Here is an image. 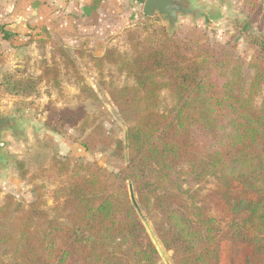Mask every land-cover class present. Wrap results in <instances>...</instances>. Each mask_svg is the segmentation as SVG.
<instances>
[{"label":"trees","instance_id":"1","mask_svg":"<svg viewBox=\"0 0 264 264\" xmlns=\"http://www.w3.org/2000/svg\"><path fill=\"white\" fill-rule=\"evenodd\" d=\"M257 1L244 0L246 19L228 47L193 28H160L158 39L135 48L131 59L114 49L90 55L99 73L117 66L133 82L108 92L125 126L122 140L86 112L83 101H96L97 93L56 48L80 83L81 103L53 110L58 128L49 121L46 128L78 127L87 133L81 142L87 152L110 150L121 166L70 169L69 161L54 159L60 176L71 175L55 219H48L40 194L26 207L7 195L0 207V247L13 255L7 264H157L144 221L163 253L172 252L170 264H264V36L245 38L250 74L233 54L260 10ZM59 75L57 66H46L41 80L58 88ZM163 92L171 106L162 105ZM210 176L218 183L207 196L211 205L180 182L188 177L200 185Z\"/></svg>","mask_w":264,"mask_h":264},{"label":"rangeland","instance_id":"2","mask_svg":"<svg viewBox=\"0 0 264 264\" xmlns=\"http://www.w3.org/2000/svg\"><path fill=\"white\" fill-rule=\"evenodd\" d=\"M188 1L192 13L179 17L175 29H196L204 33L208 42L228 47L236 25L246 19V10L242 8L244 0ZM257 2L260 10L233 51L235 57L244 61L246 74H250L247 64L252 52L247 48L245 38L264 36V0ZM143 3L144 0H104L92 13L83 15L74 7L58 11L49 5L41 8L40 17L33 15L27 24L20 20L7 23L1 19L0 111L4 115L15 113L19 117V134L15 137L5 133L2 137L6 146L0 158V207L7 195L12 196L16 204L26 207L40 194L42 209L47 212L48 219L57 218L71 175L60 176L54 159L69 161L70 169L76 163H96L101 169L118 171L121 161L113 158L110 150L90 153L82 147L81 142L87 133L80 132L78 127L63 125L59 133L46 128L47 121L55 122L53 110L73 109L81 103L78 100L80 83L72 66L55 51L56 48L65 50L83 83L97 93L96 101H83L86 112L96 123L102 124L110 138L124 139L125 126L119 121L108 92L133 82L117 66L104 65L99 73L89 57H101L106 50L114 49L131 59L135 48L141 49L156 41L159 29L167 30V24L157 16H144ZM10 11L19 16L24 8L0 5V18ZM54 65L60 70L58 88L41 80L42 68ZM8 77H11V83L7 86ZM263 93L264 88L261 96ZM261 96L257 98V104ZM162 98L163 106H171L167 93L163 92ZM53 122L50 124L58 128V124ZM22 172H26L25 177H22ZM180 182L183 189L196 191L197 201L213 203L207 196L217 188L214 177H208L200 185L190 183L188 177H183ZM36 186H42V189L38 192ZM147 234L152 241L148 231ZM240 252L245 254L242 249ZM171 255L172 252L164 253V258L160 256L157 264H170ZM12 257L7 245L0 247V264L11 262Z\"/></svg>","mask_w":264,"mask_h":264},{"label":"water","instance_id":"3","mask_svg":"<svg viewBox=\"0 0 264 264\" xmlns=\"http://www.w3.org/2000/svg\"><path fill=\"white\" fill-rule=\"evenodd\" d=\"M142 13L146 17L157 16L163 23L167 24L168 32H173L179 17L189 15L192 12L190 11V2L188 0H144ZM18 120L19 117L15 113L4 115V113L0 111V158L3 156V149L6 146L5 142L2 140L3 134L10 133L17 137L19 134L17 130ZM130 195L132 196L131 190ZM139 215L142 217L140 213ZM144 225L160 256L164 258L163 251L145 221Z\"/></svg>","mask_w":264,"mask_h":264},{"label":"crops","instance_id":"4","mask_svg":"<svg viewBox=\"0 0 264 264\" xmlns=\"http://www.w3.org/2000/svg\"><path fill=\"white\" fill-rule=\"evenodd\" d=\"M136 1L139 2V0ZM103 3L104 0H0L1 6H22L24 8V11H21L22 14H20L19 16L15 15L13 11H10L9 14H4L3 16H1L0 21L2 19L7 23H11L13 21L17 22L20 20L27 24L29 23L33 15H37V17H40L41 8L49 5L53 6L56 10H63L65 8L69 9L74 7L78 12L81 13V15H83V13H92Z\"/></svg>","mask_w":264,"mask_h":264}]
</instances>
